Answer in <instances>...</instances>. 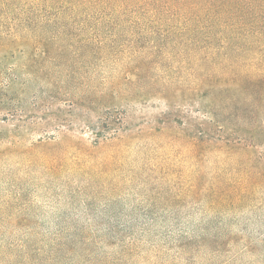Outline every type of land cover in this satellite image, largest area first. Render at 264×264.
Here are the masks:
<instances>
[{"label": "rangeland", "instance_id": "374dc122", "mask_svg": "<svg viewBox=\"0 0 264 264\" xmlns=\"http://www.w3.org/2000/svg\"><path fill=\"white\" fill-rule=\"evenodd\" d=\"M143 14L0 15V264H264V36Z\"/></svg>", "mask_w": 264, "mask_h": 264}, {"label": "trees", "instance_id": "16d2710c", "mask_svg": "<svg viewBox=\"0 0 264 264\" xmlns=\"http://www.w3.org/2000/svg\"><path fill=\"white\" fill-rule=\"evenodd\" d=\"M64 8L78 10L83 16L100 21H125L128 15L142 12L143 18L158 17L163 13L180 16L209 35L205 50L214 51L208 56L210 62L213 58H223L219 63L222 76L227 72L221 66L230 63L228 66L236 67L239 62L233 60V54L242 55L247 51L239 41L245 42L247 38L258 36L256 34L264 36V0H0L1 17L10 20L12 27L14 23L16 33L27 39L31 35L30 25L39 20L40 13ZM34 11L38 15H34ZM230 27L234 31L222 38ZM220 40H226L228 44H213ZM235 78L242 85L244 77L241 73H236Z\"/></svg>", "mask_w": 264, "mask_h": 264}]
</instances>
